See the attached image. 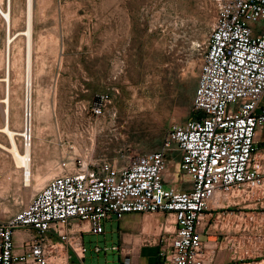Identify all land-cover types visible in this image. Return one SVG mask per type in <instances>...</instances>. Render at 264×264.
<instances>
[{"label":"built area","instance_id":"2783aa9c","mask_svg":"<svg viewBox=\"0 0 264 264\" xmlns=\"http://www.w3.org/2000/svg\"><path fill=\"white\" fill-rule=\"evenodd\" d=\"M1 1L8 36L11 2ZM210 3L214 17L197 46L192 116L173 124L154 152L91 164L63 160L23 208L0 220V264H86L84 234H105L106 220L133 212L172 216L174 230L131 234L128 248L122 239L112 246L118 264H137L135 250L146 245L159 247L158 264H264V147H257L264 129V0ZM31 98L25 85V119ZM90 107L94 117L108 109ZM22 138L25 150L31 137ZM19 229L30 234L21 245Z\"/></svg>","mask_w":264,"mask_h":264},{"label":"rangeland","instance_id":"374dc122","mask_svg":"<svg viewBox=\"0 0 264 264\" xmlns=\"http://www.w3.org/2000/svg\"><path fill=\"white\" fill-rule=\"evenodd\" d=\"M10 2L12 33L19 32L26 27L29 0ZM34 11V175L27 186L24 168H17L13 154L0 147V220L23 208L33 187L60 172L63 160L91 164L156 151L173 124L192 116L197 46L214 17L210 0H40ZM6 40L0 17V79L5 77ZM13 46V52L17 46L25 48V36L19 35ZM4 92L0 80L1 98ZM24 100L22 81L10 106L17 130L23 128ZM89 106L108 109L103 117H94ZM5 107L0 102V126ZM17 141L24 150L22 136ZM0 143L10 146L2 132ZM257 147H264V135ZM166 178L173 180L170 171ZM127 215L148 235H158L165 227L174 230L172 216L166 221L162 214L133 212L121 218ZM128 232L113 219L106 238L85 234L86 264H118L119 251L112 246ZM97 245L101 252H96Z\"/></svg>","mask_w":264,"mask_h":264},{"label":"bare ground","instance_id":"6f19581e","mask_svg":"<svg viewBox=\"0 0 264 264\" xmlns=\"http://www.w3.org/2000/svg\"><path fill=\"white\" fill-rule=\"evenodd\" d=\"M40 0H29L28 10L25 14L26 27L19 32L12 33V15L9 18L8 23V36L6 40L5 47V58H4V66H5V77L0 79L5 82V92L4 97H0V102L6 103V107L4 110V125L0 126V132L6 134L9 139L10 146H6L0 143V147L9 150L15 159V164L17 167L24 168V178L27 186H31V180L33 177V150H34V140H33V111L32 105L28 103L27 112L28 116L23 121L22 130H17L12 127L11 124V116H10V106L12 99L17 97V89L19 84L24 81L28 90L33 87V79H34V62H35V49L37 43L34 41V9L35 5L39 3ZM42 2V1H41ZM42 6V5H41ZM40 7V6H39ZM43 7V6H42ZM2 8V1L0 0V9ZM41 8V7H40ZM44 9V8H43ZM16 24V23H15ZM14 27V26H13ZM25 36V48H21L17 46V51L13 52V43L14 40L18 36ZM24 63V66L22 64ZM25 105V100H24ZM29 112L31 116H29ZM17 136H27L31 137V142L27 143L25 146V150H20ZM260 133H258V136ZM39 181H43L41 177L38 178ZM42 186L41 183L35 185L33 187V191L38 190Z\"/></svg>","mask_w":264,"mask_h":264},{"label":"crops","instance_id":"0c3cea01","mask_svg":"<svg viewBox=\"0 0 264 264\" xmlns=\"http://www.w3.org/2000/svg\"><path fill=\"white\" fill-rule=\"evenodd\" d=\"M263 104H264V99H263ZM260 136L257 139L258 141L260 140L261 136L264 135V129L259 131ZM129 216L127 215L124 218H118L117 220H119L121 222V224L124 226V228H126L129 231L132 232H128V233H123L122 239L125 240V246L128 248L130 247V245L128 244L129 242V236L131 234L133 235H137L138 233L140 234V228H138V226L135 225V223L131 222L129 219ZM113 219H115L113 216L111 219H108L105 221V238H106V234H107V227L111 226V228H113ZM134 231H138V233H133ZM87 234H91V233H87ZM29 232L24 230V229H19L16 231L15 234V239L17 242V245H21V243L29 237ZM85 236V234H84ZM83 236V240L85 243V239ZM156 246L154 245H146V246H142L137 248L135 251V255H134V259L136 261L137 264H158L160 262V257H159V248H155ZM75 262H77V260H75ZM86 263V262H85Z\"/></svg>","mask_w":264,"mask_h":264},{"label":"water","instance_id":"95a60500","mask_svg":"<svg viewBox=\"0 0 264 264\" xmlns=\"http://www.w3.org/2000/svg\"><path fill=\"white\" fill-rule=\"evenodd\" d=\"M114 218H115V219H118V218H119V216H118L117 214H115V215H114Z\"/></svg>","mask_w":264,"mask_h":264}]
</instances>
